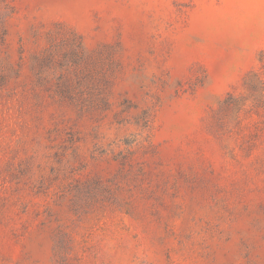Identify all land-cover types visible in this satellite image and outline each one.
<instances>
[{
	"label": "rangeland",
	"instance_id": "1",
	"mask_svg": "<svg viewBox=\"0 0 264 264\" xmlns=\"http://www.w3.org/2000/svg\"><path fill=\"white\" fill-rule=\"evenodd\" d=\"M0 264H264V0H0Z\"/></svg>",
	"mask_w": 264,
	"mask_h": 264
}]
</instances>
